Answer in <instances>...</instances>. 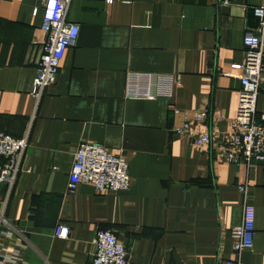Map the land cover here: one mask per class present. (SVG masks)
<instances>
[{
	"label": "crops",
	"instance_id": "1",
	"mask_svg": "<svg viewBox=\"0 0 264 264\" xmlns=\"http://www.w3.org/2000/svg\"><path fill=\"white\" fill-rule=\"evenodd\" d=\"M40 1L0 0V131L12 136L22 134L33 108ZM262 2L69 1L66 18L78 31L33 111L3 208L11 234L0 232V246L19 260L2 264H86L99 228L124 244L127 264H264V166L245 168L212 143L195 145L171 130L184 118L193 123V110L205 111L195 128H225L239 85L229 63L240 60L241 37L256 28L251 6ZM255 107L264 111V68ZM81 139L126 158V189L98 192L80 181L65 190ZM239 184L253 207L254 233L251 247L235 253ZM3 190L0 183V206ZM56 222L68 225L66 237L52 234Z\"/></svg>",
	"mask_w": 264,
	"mask_h": 264
},
{
	"label": "built area",
	"instance_id": "2",
	"mask_svg": "<svg viewBox=\"0 0 264 264\" xmlns=\"http://www.w3.org/2000/svg\"><path fill=\"white\" fill-rule=\"evenodd\" d=\"M70 0H41L40 1V52L37 58L34 74L31 80V97L33 108L22 134L12 136L0 131V183L4 190L0 206V232L10 236L8 221L3 215L5 202L11 192L14 180L20 171L21 159L28 140L30 121L35 106L45 87L51 84L57 72L61 57L70 45L78 31L76 22L66 18V9ZM110 2L111 0H105ZM225 3L226 0H223ZM37 8H32V13ZM256 18V28L246 29L241 37L243 46L242 56L238 61L229 63L236 70L239 85L235 89L236 105L234 115L225 120V128L199 130L194 127L205 114L204 110H193V123L184 118L171 130L176 134H184L191 138L195 145L212 143L214 152L224 155L227 160L242 163L245 168L256 164L264 166V111L255 107L260 75L264 68V48L261 34L264 32V0L261 4L251 6ZM132 74V73H131ZM128 76V86L134 80ZM135 77V75H134ZM146 97L154 94L146 92ZM178 112L177 108H173ZM212 142V138L218 137ZM89 183L98 192H115L126 189L130 178L127 171V160L119 154L108 150L104 145L94 141L79 140L72 152L70 166L67 172L65 190L73 192L78 182ZM243 194L239 223L231 228L233 240L231 248L238 253L252 245L254 233V211L245 197V184L237 185ZM69 227L63 222H56L52 234L56 237H66ZM94 250L86 264H127L128 251L124 244L110 229H97L92 239ZM0 264L4 261L19 260L16 250L0 246ZM221 264H243L237 259L224 258Z\"/></svg>",
	"mask_w": 264,
	"mask_h": 264
}]
</instances>
